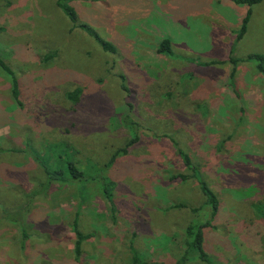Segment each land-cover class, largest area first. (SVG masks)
I'll return each instance as SVG.
<instances>
[{"label": "rangeland", "instance_id": "obj_1", "mask_svg": "<svg viewBox=\"0 0 264 264\" xmlns=\"http://www.w3.org/2000/svg\"><path fill=\"white\" fill-rule=\"evenodd\" d=\"M246 9L232 0H0V59L20 102L0 68V264L171 262L199 223L207 257L187 248L185 264H264V75L255 60L228 61L264 54L237 46ZM162 39L168 52L157 51ZM75 87L73 105L64 93ZM63 143L83 174L46 181L39 160L63 163L49 151ZM177 173L187 177L170 179ZM198 180L216 197L214 215ZM73 222L87 236L78 254Z\"/></svg>", "mask_w": 264, "mask_h": 264}, {"label": "trees", "instance_id": "obj_2", "mask_svg": "<svg viewBox=\"0 0 264 264\" xmlns=\"http://www.w3.org/2000/svg\"><path fill=\"white\" fill-rule=\"evenodd\" d=\"M68 1V0H65ZM234 3L237 4H244L247 9L243 15V17L241 18V23L240 26L238 28V31L236 33V37L235 40L240 39V37L243 35V33L245 32L246 29V23L248 21L249 15H250V6L258 3L260 0H232ZM69 8L68 7H64V11L70 16L71 15V11H68ZM110 48V47H108ZM158 52H165V51H169V43L167 39H162L159 43V47L157 48ZM47 58V57H46ZM249 60H255L256 63V70L264 75V54L262 53H250L247 54L245 56L242 57H233L230 56L228 57V61L230 64L235 65L238 62H244V61H249ZM210 62H214V61H210ZM0 68L9 76L10 79V93L12 98L15 100L16 104H20L19 100L17 99L18 96V82L16 77L13 75V73L11 72V70H9V68L3 63V61L0 59ZM81 92V89L79 87H75L72 90H68L64 93V98L69 100L70 102H72L73 105H75V103H77L78 99H79V94ZM17 104V105H18ZM136 138L132 137V140H130L131 142L135 141ZM49 151H51V154H56L57 157L60 160H63V163L60 164H56L54 165L53 168H50V166L46 165V163L42 162L39 160V165L43 168L44 172L46 173V181H51V180H58V181H62V182H74L76 181L78 178H80V176H82V171L78 170L76 168V166H74V161H72L71 159V154L72 152H74V150L67 144H50L49 145ZM126 152V147H121V148H117L114 153L110 156V158L108 159L107 163H112L115 159L116 156H118L119 154ZM178 154L180 155L183 163L189 167L190 169H192L194 171V166H192L190 164V160L188 158V156L183 153L181 150H178ZM106 163V165H107ZM109 164V165H110ZM106 165H104L103 167H106ZM193 175L195 176V174L193 173ZM187 176L181 173H177L173 176H171L170 179H174V178H180L182 180H184ZM103 191H104V197L110 199L108 197V193H107V182L105 181L103 183ZM198 185H199V189L201 191V193L204 195L205 197V202L208 204V206L211 207V215L215 214V208L217 206V201H216V197L213 193V191L204 183V181L202 180H198ZM106 193V194H105ZM172 206L178 207V206H183V204H173ZM261 210H259L260 213V217H264V207L260 208ZM246 226H249V228L251 227V225H245V232L249 231L250 229L247 228ZM203 227V224L199 223L198 225H191L189 224V226L186 227L185 232L188 235H192L189 236L188 239H185L182 241V252L181 254L175 258L173 261L171 262H164L163 260L161 261H157L156 260H152V261H145L142 259H139L136 255H132L131 258V263L132 264H185L187 262L186 260V250L188 249H196L198 251V255L200 258L204 259L207 257V255L204 253V251L202 250V242H203V235L201 232V228ZM72 230L75 233V237L76 240L74 242V252L75 254H78L80 252L79 250V245L81 244V241L84 240L87 236L86 235H82L81 233H79V231L76 229V224L73 222L72 223ZM21 243H22V238L26 237V234L24 231H21Z\"/></svg>", "mask_w": 264, "mask_h": 264}, {"label": "crops", "instance_id": "obj_3", "mask_svg": "<svg viewBox=\"0 0 264 264\" xmlns=\"http://www.w3.org/2000/svg\"><path fill=\"white\" fill-rule=\"evenodd\" d=\"M259 2L258 4H260ZM258 4L250 6V15L246 23L245 32L240 39L236 40L238 48L244 46L264 49V20L257 19L254 11Z\"/></svg>", "mask_w": 264, "mask_h": 264}]
</instances>
